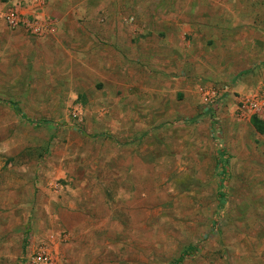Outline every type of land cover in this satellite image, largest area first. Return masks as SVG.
<instances>
[{"label":"rangeland","instance_id":"374dc122","mask_svg":"<svg viewBox=\"0 0 264 264\" xmlns=\"http://www.w3.org/2000/svg\"><path fill=\"white\" fill-rule=\"evenodd\" d=\"M165 1L0 0V264H264V112L239 109L264 46L226 56L203 17L174 46L143 14Z\"/></svg>","mask_w":264,"mask_h":264},{"label":"crops","instance_id":"0c3cea01","mask_svg":"<svg viewBox=\"0 0 264 264\" xmlns=\"http://www.w3.org/2000/svg\"><path fill=\"white\" fill-rule=\"evenodd\" d=\"M52 1L57 3L59 0ZM152 1L80 0L79 10L77 8L78 11L72 12V15H84V17L111 15L117 18L130 16L135 14L132 10L136 7H152ZM164 4L169 8L153 7L155 11L144 10L143 14L153 19L158 18L155 24L153 23L154 27L158 32L166 34L163 41L171 42L174 46L185 42L187 36H190L193 43L197 41V31H200L198 27H201L199 17H203L202 22L206 21L207 29L211 32L206 41L201 42H209L215 47L226 49L223 52L226 56L238 52L233 48L264 46V0H176L175 7L170 6L167 1ZM30 8L29 6L26 10ZM67 14H69L68 11ZM84 31L92 34V37L100 33L113 38H120L127 31L126 38L131 30L129 26L113 21L112 23L86 24ZM244 73H247L246 68L237 70L235 76ZM245 97L242 96L241 99Z\"/></svg>","mask_w":264,"mask_h":264},{"label":"built area","instance_id":"2783aa9c","mask_svg":"<svg viewBox=\"0 0 264 264\" xmlns=\"http://www.w3.org/2000/svg\"><path fill=\"white\" fill-rule=\"evenodd\" d=\"M7 22L11 25H18L19 19L16 17H7ZM40 30L38 27H34V31ZM239 109L243 114H259L264 112V89L261 93H256L254 96L250 95L244 99L239 100Z\"/></svg>","mask_w":264,"mask_h":264},{"label":"trees","instance_id":"16d2710c","mask_svg":"<svg viewBox=\"0 0 264 264\" xmlns=\"http://www.w3.org/2000/svg\"><path fill=\"white\" fill-rule=\"evenodd\" d=\"M9 105H11L15 110H16V113L21 117V118H24V116L22 114H20L18 108H17V104L16 103H11V102H8ZM251 123L252 125L254 126V128L258 131V132H264V122L261 121L260 119H258L257 117H252L251 118ZM102 136V135H100ZM220 166H222L223 170H224V166L222 164V162L219 164ZM222 170V171H223Z\"/></svg>","mask_w":264,"mask_h":264}]
</instances>
